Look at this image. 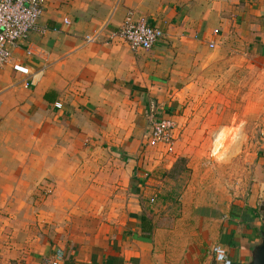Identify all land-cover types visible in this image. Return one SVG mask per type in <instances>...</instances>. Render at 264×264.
Instances as JSON below:
<instances>
[{
	"label": "crops",
	"instance_id": "obj_1",
	"mask_svg": "<svg viewBox=\"0 0 264 264\" xmlns=\"http://www.w3.org/2000/svg\"><path fill=\"white\" fill-rule=\"evenodd\" d=\"M42 2L13 57L32 75L0 67V264H50L57 252L63 264H222L215 245L249 264L264 233V145L230 189L188 187L175 219L144 208L162 192L151 171L173 164L145 126L152 116L179 121L233 23L250 59L264 61V0H235L232 20L216 2ZM129 12L164 31L150 51L110 40ZM112 150L126 173L105 172Z\"/></svg>",
	"mask_w": 264,
	"mask_h": 264
},
{
	"label": "rangeland",
	"instance_id": "obj_2",
	"mask_svg": "<svg viewBox=\"0 0 264 264\" xmlns=\"http://www.w3.org/2000/svg\"><path fill=\"white\" fill-rule=\"evenodd\" d=\"M164 2H189L204 8L216 2L222 18L230 20L236 17L239 6L235 0ZM237 30L235 23L228 27L229 32L215 50L217 57L199 73V78L197 75L194 96L176 120L173 143L164 145L173 150L171 159L164 164H173L169 169L157 167L150 173L163 182L161 195L155 202L145 200L144 208L158 209L177 219L188 187L230 189L249 165L251 175L253 161L264 145V61L250 59L246 42ZM150 126L147 122L145 130L149 131ZM111 156V166L105 172L111 176L126 173L129 161L115 165L113 159H120V155L115 156L112 150Z\"/></svg>",
	"mask_w": 264,
	"mask_h": 264
},
{
	"label": "built area",
	"instance_id": "obj_3",
	"mask_svg": "<svg viewBox=\"0 0 264 264\" xmlns=\"http://www.w3.org/2000/svg\"><path fill=\"white\" fill-rule=\"evenodd\" d=\"M44 12L42 0H0V67L12 65L15 72L25 76L32 75L31 69L21 64L14 63V51L20 43L26 39L28 34L37 28L39 19ZM70 24V20H65ZM218 33V31H215ZM162 29L152 25L147 19H136L132 12H129L123 25L112 30L110 40H122L132 50L150 51L158 42L164 38ZM95 38L86 37L87 42H94ZM215 43H210V48H215ZM62 108L61 103L55 104ZM151 126L149 132V145H171L174 139L176 121L170 116L150 118ZM216 260L222 264H233L228 257L227 251L221 245L212 248ZM63 254L57 252L50 261V264H63Z\"/></svg>",
	"mask_w": 264,
	"mask_h": 264
},
{
	"label": "water",
	"instance_id": "obj_4",
	"mask_svg": "<svg viewBox=\"0 0 264 264\" xmlns=\"http://www.w3.org/2000/svg\"><path fill=\"white\" fill-rule=\"evenodd\" d=\"M249 264H264V233L259 243L254 247L252 260Z\"/></svg>",
	"mask_w": 264,
	"mask_h": 264
},
{
	"label": "trees",
	"instance_id": "obj_5",
	"mask_svg": "<svg viewBox=\"0 0 264 264\" xmlns=\"http://www.w3.org/2000/svg\"><path fill=\"white\" fill-rule=\"evenodd\" d=\"M166 198L164 200H167L168 199V198L167 199ZM141 222H142L143 231L144 232L148 231V233H150L152 231V229H153V227H152V220L149 217H147L146 215H143L141 217ZM147 225H148V228H146ZM263 232H264V229H263Z\"/></svg>",
	"mask_w": 264,
	"mask_h": 264
}]
</instances>
